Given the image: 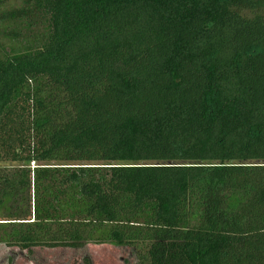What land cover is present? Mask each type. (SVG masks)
I'll list each match as a JSON object with an SVG mask.
<instances>
[{"label":"trees","instance_id":"1","mask_svg":"<svg viewBox=\"0 0 264 264\" xmlns=\"http://www.w3.org/2000/svg\"><path fill=\"white\" fill-rule=\"evenodd\" d=\"M0 244L264 264V0H0Z\"/></svg>","mask_w":264,"mask_h":264},{"label":"rangeland","instance_id":"2","mask_svg":"<svg viewBox=\"0 0 264 264\" xmlns=\"http://www.w3.org/2000/svg\"><path fill=\"white\" fill-rule=\"evenodd\" d=\"M0 163V166H12ZM0 264H140L136 250L126 246L88 244L82 248H33L0 244Z\"/></svg>","mask_w":264,"mask_h":264}]
</instances>
